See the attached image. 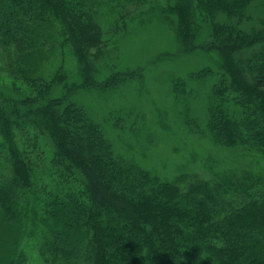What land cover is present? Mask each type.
Here are the masks:
<instances>
[{"label": "trees", "instance_id": "trees-1", "mask_svg": "<svg viewBox=\"0 0 264 264\" xmlns=\"http://www.w3.org/2000/svg\"><path fill=\"white\" fill-rule=\"evenodd\" d=\"M163 1L179 55L216 53L219 61L214 71L204 67L173 82L175 95L196 100L194 88L210 79L204 118L195 113L191 123L205 122L216 144L230 150L229 163L234 154L264 159V17L247 13L255 0ZM142 2L113 3L129 15ZM96 7V0H0V53L25 89L0 90V222L22 229L38 204V222L47 227L36 248L46 264H264V178L252 167L241 165L244 181L220 174L214 184L194 179L182 190L119 155L77 101L81 92L112 90L143 71L101 73L107 44ZM207 24L208 40L197 44ZM49 43L70 48L74 79L63 71L35 76ZM47 159L52 173L34 203L24 201ZM29 230L31 238L33 222ZM26 263L21 251L0 260Z\"/></svg>", "mask_w": 264, "mask_h": 264}, {"label": "rangeland", "instance_id": "rangeland-1", "mask_svg": "<svg viewBox=\"0 0 264 264\" xmlns=\"http://www.w3.org/2000/svg\"><path fill=\"white\" fill-rule=\"evenodd\" d=\"M96 2L98 23L106 31L104 44H107L100 64L101 73L112 68L118 71L143 68L140 78L123 82L112 90L84 91L77 97V101L100 123L116 152L135 161L152 175L177 183L182 190L194 179L214 184L220 174H233L241 180V165L252 167L264 178L263 158L248 161L234 154L237 158L229 163L230 150L216 144L206 130L205 122L201 119V127L191 123L195 113L200 112L204 118L209 103L210 79L201 81L198 88H194L198 95L196 100L184 97L186 101L183 102L185 99L175 95L174 81L181 85L183 81H189L193 72L204 67L213 71L217 68L216 53L196 51L179 55L175 26L171 24L173 19L167 21L161 15L165 5L163 0H143L129 15L116 8L114 0ZM247 13L255 18L264 17V0L253 1ZM208 37L207 24L199 32L197 44H205ZM55 45L49 43L45 47L47 56L44 57L42 51L43 55L35 61L38 69L35 76L48 79L55 72L63 71L68 78L74 79L78 63L72 51L66 46ZM167 54L168 57L158 59ZM10 60L0 53V90L23 94L25 89L12 73ZM190 86L193 85L190 83ZM2 150L0 138V168L4 166ZM32 162L37 163L36 160ZM49 162L47 159L35 170L38 176L24 195V201L33 202L35 191L46 183V174L52 173L48 170ZM45 188L48 191L49 187ZM37 205L34 206L37 216L30 215L22 229H17L13 220L0 222V260L21 251L26 264H46L36 248V242L42 239L47 227L38 222L41 214ZM32 222L35 232L30 238L27 234Z\"/></svg>", "mask_w": 264, "mask_h": 264}]
</instances>
